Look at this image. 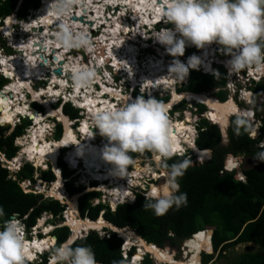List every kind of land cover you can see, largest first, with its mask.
I'll list each match as a JSON object with an SVG mask.
<instances>
[{"label":"trees","instance_id":"16d2710c","mask_svg":"<svg viewBox=\"0 0 264 264\" xmlns=\"http://www.w3.org/2000/svg\"><path fill=\"white\" fill-rule=\"evenodd\" d=\"M17 3L18 0H0L1 24L2 19L14 13ZM28 7H30L29 1L23 0L17 12H20V16L25 15ZM194 53H196V50H194ZM220 55L222 57L228 56L222 51ZM227 79L226 67L221 64L217 65L216 71L211 74L202 73L200 69H192L189 73L188 83L181 87L178 92L202 93L215 91L216 97L224 102L228 99V92L224 89ZM7 82L9 80L1 75L0 89ZM255 89L258 92H264V80L257 83ZM165 101H167V98L164 99ZM184 104L185 101L178 107ZM33 105L35 108L42 109V106L36 102ZM197 106L200 112L206 113L201 117L196 146L201 150L209 149L212 152L211 158L202 164H190V161L184 156H172L166 159L163 165V169L167 171L168 166L178 161H189V167L179 179L180 192L187 194L186 206H181L179 210L173 207L165 215L156 216L152 210L143 208L144 203L147 202L145 200L146 196L138 193L134 202L118 204L113 211L105 203L94 204V200L99 198L101 193L91 190L78 199L82 217L97 220L103 215L107 221L121 228L135 229L147 242L160 248L167 242H170L172 246H179L186 239L193 238V234L203 233L205 244L204 241L199 239V248L202 249L201 255L204 251L212 252V244L214 251L219 248L227 250L236 243L249 241H255L261 247H264V163H259L256 167L243 169L242 172L246 180L237 178L239 169L225 170V161L229 168L236 161L233 156L228 157L226 160L228 153L253 158L257 153L264 151V146L260 147L258 145L260 138L253 139L249 135L251 124L244 116L239 115L231 116L227 129L228 144L224 145L221 129L211 119L209 108L206 110V106L200 103ZM0 107L1 114L3 110L2 101ZM64 110L72 117L78 118V109L72 107L70 103L64 105ZM245 112H247L246 109L244 114H246ZM8 122L10 121H1L4 125H9ZM30 124L29 119H23L9 134H7L8 128L0 125V155L3 153L10 160L16 156L20 148L15 145V140L25 134V128ZM261 133L264 135V124ZM55 135L59 138L62 135V125L60 123L56 126ZM129 156H141L150 160L151 151H131ZM59 166L62 168L65 188L70 195H76L86 190V183L73 176V172L68 170L62 159L59 160ZM36 171L32 164L25 163L17 173H12L7 167L3 166L0 160V208L4 212V216L0 217V223L17 214L29 230L37 223L38 218L43 213H51L53 216L52 222L55 225L64 221L63 214L67 209L65 203L54 197H44V194L41 193L24 191L22 182L26 180L36 183L37 179H41L48 186L56 180L51 168L40 170L37 179L34 177ZM161 172L156 173L154 176L156 180L167 176L166 172ZM154 186H157V184ZM211 227H214L212 240L210 234L203 231ZM105 231L109 233V237H102L98 231L91 230L86 236L77 239L71 247L81 245L91 247L95 253L97 264H123L122 238L110 229ZM71 233L70 228L66 225L56 226L52 231V235L57 237V245L53 251L61 247ZM169 249V247L164 248L167 252L172 253ZM134 252L135 247H132L129 256L133 255ZM221 255L223 254L221 253ZM213 256V254L204 253L203 262L205 264L209 263ZM133 264H135L134 261ZM144 264H155L149 254L145 256ZM233 264H264V256L260 252L247 251L240 254Z\"/></svg>","mask_w":264,"mask_h":264},{"label":"clouds","instance_id":"9594fccd","mask_svg":"<svg viewBox=\"0 0 264 264\" xmlns=\"http://www.w3.org/2000/svg\"><path fill=\"white\" fill-rule=\"evenodd\" d=\"M74 2L75 0H54V2L50 5V8L54 4L55 10L58 15L66 17L69 15ZM21 3H19V5ZM19 5L16 10L19 9ZM163 15L165 19H161L154 26L165 23V25L171 24L173 27L161 28L160 30L153 33V38L157 41V43L155 42L152 44V49H157L160 55L156 54V58L152 59H163L162 61L165 62V58L170 55L176 57L177 59L174 60L169 71L171 74H175L178 78L184 79L188 77L190 69H199L203 64L202 59L196 55H192L191 57H189L187 64L179 59V57L185 54V50L188 49L187 47L194 46L197 49H206L209 45L212 44L221 46L222 52L228 55L223 58H227L229 56L231 57V59L227 62V65L221 64L227 66L230 73L252 67H254L257 71L264 72V0H165V11ZM15 16H17V14ZM4 23L5 22L2 19V24L0 22V26L3 27L5 25ZM145 27L153 28L149 25H145L139 27L138 31L141 32V34H144L142 28ZM77 28L79 29V27ZM118 35L121 36V31H118ZM151 36L149 38H151ZM144 37L145 36L142 37L144 39L143 44L147 46V49H151V45L147 43L149 38L146 39V37ZM57 43L65 48H82L89 53L93 51L91 38L88 37L86 33H75L68 24H61V31L57 33ZM133 46L137 47L136 49L140 48L138 45ZM11 47L13 48L12 45ZM17 50L18 49H16V51ZM134 51L138 52L136 50ZM162 52H165L166 54L162 55ZM217 65L219 64H216L215 67ZM72 73L75 86L77 87H88L91 84L94 76V73L86 68L73 67ZM43 79L45 80V76H43ZM131 79L132 80L130 81V84L132 85V90L135 92H144L148 90L152 91V93L156 92L157 94H160L159 87L164 86L159 85L158 87L153 88L151 85L147 86L146 83L139 81L135 76H132ZM177 84L178 82L176 83V86ZM170 90L171 89L169 88V91ZM60 96V94L56 96V101L54 103H51V105L55 103L58 104ZM182 100L177 102L175 105H178ZM34 102L35 100H33V103ZM32 107L33 110L36 109L34 105H32ZM166 113V106L163 103L159 102L157 99H145L143 96H140L135 100H131V102L129 99V102L123 107H119L114 110L111 106H108L106 110H101L95 115V128L99 129V133L101 136H104L109 140V146H106L103 155L104 159L113 165L114 175L125 177L127 166L131 163V158L129 156V152L131 151H151L156 155L158 161L160 158H164L166 160L172 157L174 142L172 141L170 136V123ZM44 114L45 113H43V116ZM48 117L49 119L53 118V116ZM16 118L30 119V116L24 117L23 114H21ZM30 121L31 124L25 128V134L28 133V130L34 124L33 119H30ZM19 122L21 123V120ZM9 125L16 127V125L18 124H16L15 122ZM193 132L194 137L195 135H197L194 141L196 146V138L199 135V128L196 127V130H193ZM48 135L51 134L46 133L45 137L47 138ZM184 146L185 152L182 155L174 156H184L190 161L193 156L187 157V154L190 155L191 153H193L195 151V148H193L192 146L188 147L187 143H185ZM19 148L22 150L23 146H19ZM61 150L62 149H60L58 155L56 156L55 164H52L50 160H47L45 161V164H41L38 166L35 164V158H30L25 151V153L22 154L24 161V163H22V167L25 163H30L38 170L39 167L44 169L49 165V167L44 170H48L49 168H51L56 176V180L59 178V176H61L65 187V180L60 172L59 160L62 159V161L66 163L67 157L65 156L64 159V155L61 154ZM63 150H66V153L69 151V149L64 148ZM15 158L16 156L10 160L7 159V157L4 155V161L2 162L10 165L11 163H13ZM253 159L257 163H264V151L257 153L253 157ZM188 160L178 161L168 166L167 171L164 169L167 174V180L166 183L162 184L158 190L155 188L152 190L150 189L151 184H156L154 182V177H151L150 174L144 175V179H142L143 177L139 178L142 179L144 184V188L141 189L143 190V192H148L145 197V200L147 202L144 203L143 206L145 210L150 209L156 216H162L165 215L173 207L179 210L181 206H186L187 194L180 192L179 179L184 175L187 168L189 167ZM19 164L21 165V163ZM66 166L68 167L67 163ZM72 168L73 171L76 169L75 166H72ZM18 169L20 170L21 168L18 167ZM160 170H156V172L158 173L160 172ZM242 174L243 172L241 173L240 177H245V175ZM240 177L238 179H241ZM28 181L29 180H26L24 182L27 183ZM38 181L39 184L44 183L46 185V183L41 179H39ZM106 181L102 183H105ZM28 183L29 185L27 187L25 185H22L24 191L36 193L34 191L35 189H33L32 187L37 183H32L30 181ZM52 184L53 182L50 185ZM139 186L140 185H138L137 187ZM91 190L92 189H89V191ZM138 193H136L135 199ZM105 195H107L106 191ZM52 197L58 199L62 203H65L68 207L67 200H62L55 196ZM112 200L113 199L107 202H101L107 204L113 211L116 209V206L118 204L126 203H118L116 206H114L115 208L113 209V206L111 205ZM3 216V209L0 208V217ZM41 219L43 218H38L39 222ZM52 220L53 218L46 220L43 219L42 226L40 225L41 227H38L36 223L34 226L37 228V234L33 233L32 229L34 226H32L31 229L27 230V226L23 223L22 219H20L17 214H14L11 218L3 220V222L0 223V264H50L53 258V264H97L95 253L93 252L91 247L83 245L71 247V245L77 239L86 236L88 233L84 236H81V234L79 236H76L75 239L69 243L68 240H70L74 233L70 225L66 226L70 228L72 232L71 235L61 245V247H58L53 251V249L57 245V237L55 235H52V231L56 226H61L62 223L55 225L53 224ZM47 222L49 224H46ZM49 226H52V228L48 232H44L43 229L46 230V228ZM41 228L42 230L39 232L38 230ZM106 229L110 228L104 226L101 229L90 230L98 231V233H103V236H100L107 237V231H105ZM110 230L113 231V229ZM116 234H118L122 238V240H124L120 232ZM35 236L41 239L44 237H54V240L46 249H40L39 251H36L35 258L30 260V249L26 242L33 243L35 240ZM125 241L126 240L122 242V253L124 257L123 264H128L129 262H127L126 259H133L137 250L135 249L134 254L129 256V251L133 246L136 247V245L131 246V243L130 247L126 249V247L124 248V246H126ZM131 241H133V238L130 240V242ZM183 242L185 244L186 240ZM66 243L69 244H67V247H64L63 245ZM205 252L209 251H204V253ZM212 253L213 244L212 252H210L209 254ZM148 254L152 255L151 252H147V254L145 253L143 255V258L140 260V263L138 264H141V261H143L144 264V258ZM152 259L155 264L159 263L157 262L155 257L152 256ZM202 260L203 259L201 255L200 264H202Z\"/></svg>","mask_w":264,"mask_h":264},{"label":"bare ground","instance_id":"6f19581e","mask_svg":"<svg viewBox=\"0 0 264 264\" xmlns=\"http://www.w3.org/2000/svg\"><path fill=\"white\" fill-rule=\"evenodd\" d=\"M107 1L108 2L106 4L104 2H102V4L99 5L98 4L99 2H97V0H75L74 4L71 7L69 15L66 17H62V16L58 15V13L56 12L54 4L50 8V5L54 2V0H46V5H45L46 8L40 7L39 11L37 12L38 15L40 16L39 17L40 20L35 19V20H32L31 23L29 21H25V23L23 24V27H22L24 31L21 33L22 37L20 39L19 38L15 39V36L13 35L12 30H11V24H14L16 21L15 16H11L9 18L10 19L9 22H7V21H6L7 23L5 22L6 25L4 27H0V30L3 31L5 34H8V36H10L12 40H14V39L16 40L15 45H14L16 47V49H22V51H23L21 54L17 53V54L11 55L10 59L8 61L9 65L14 70L13 72H15V73H14V80L11 83H9V82L6 83V88H5V95L6 96H5V98L2 97V98H4V100L2 101L3 110L1 112L2 114H0V122L2 120H7V121L12 120L14 123V121H15L14 118H16L18 115L27 113V108H29L30 105L27 104V100H26L27 96L25 94V89L28 90V92L30 93V95L32 97H38L40 99V97H39L40 92L39 93L35 92L32 89L31 84L34 80H42L43 76L45 74L46 75H47V73L49 74V79H47L49 83L56 82L57 84L60 85V89H59V91H57L55 93V95L62 93L67 87L70 86V82L68 80H65L60 75L57 76V74L55 72H53V70L56 69L57 67L54 68L53 70H51V72H50V69H49L50 66L49 65H50V62L52 61V59L50 57H48V61L46 63H44L43 58L37 54L39 52H42L45 55H47V54L52 55L51 52L54 51V55L56 54V56H57V60H55L56 65H58L61 60H62L63 64L65 63L64 56H66V55H64V53H66L70 48H65L62 45H60L59 43H57V33L60 31L56 30L55 28L51 29L52 25H55V27H57L61 24H68L69 26H71L72 24H70V23H73L76 26V27L72 28L73 31H75V28H77V27H81L84 29L90 23L88 21H92L93 23H95V26H97L99 23L102 22L100 20H102V18L105 17V15H102V11H101L103 9V5H107L109 7L122 6L123 9H122V11L120 10V15H122L123 13L125 14L127 10H131L132 13L137 14V16H134V18L136 19L135 21H137V24H136L137 29H139V27L145 26V25H150L151 27H153V25H155V23L153 21H156V23H157L161 19H165L164 15H163L165 9L163 8V5H161L159 2H157V0H107ZM163 1L165 2V0H163ZM118 4H119V6H118ZM84 9H86V10H84ZM120 9H121V7H120ZM74 15H76L78 18L73 19L72 16H74ZM81 16H84V18H85L84 22L82 20H80ZM58 18H59V20H58ZM112 18L116 19L117 17H112ZM121 25H122L121 23H118V24L116 23V26H117L116 29H119V26H121ZM40 26L44 27V29L42 31L38 30V28ZM92 28H94V27H92ZM111 28H112L111 26L104 28V32L102 34V39H101V40H103L105 46L109 45L108 46V51H109L108 55L105 57L102 54L98 56L96 54V47L93 46V51L91 53H92V58H95V61H93L91 63V65L96 66V67L106 66L109 62L112 61L114 66L117 65L118 70H121V71H122L121 66L123 67V66L127 65L125 71H127L128 74H130V76L134 75L135 69H133L132 67L135 65L134 60L136 61V59H138V58L135 59V57H137L136 53L134 51L135 49L133 48V46L127 45V43H126V46L124 45L125 43L122 44L121 42H122V40H124V38H122L120 35H118V31L116 29L112 30ZM113 28H114V26H113ZM35 29H37V30L34 31ZM125 30H126V28H125ZM127 30H128V27H127ZM30 31H32V33H31L32 37L31 38L29 37V39H28V37H26L25 33H29ZM51 33L54 36H50ZM34 41H40V43L42 45L40 43H36V45H34ZM38 45L39 46L41 45L42 49L39 48ZM122 49H123V51H121ZM208 49H209V47H208ZM116 51H118L119 53L122 52L125 56H127L124 60H122V63H120L121 60L119 58V56L121 57V55L119 54V56H118V53ZM205 51H206V49H205ZM210 52L211 51L208 50V53H204L203 56L204 55L209 56ZM165 54H166L165 52L162 53V55H165ZM4 59H6V58H4ZM2 61H4V60H2ZM151 61H150V63H148L147 66H145V69L147 70L148 74L146 75L142 71L140 72L141 80H144L147 86L151 85L153 88H156L161 84L165 85V86L167 85L166 87H168V86L171 87L172 99H171L170 103L165 105L167 110L172 108V106L174 104H176L177 102H179L183 98L188 99V101H195L196 100V102H198V103H199V101L202 103L206 102L205 103L206 105L208 103L214 109V111H216L215 113H216L217 119H219L220 123L221 122L226 123L228 120L227 119L228 114L238 110V108H237L238 106L235 104V102L232 99L228 100L227 102H220L215 97H213L207 93L197 94V93H193V92H182V93L177 92L176 91V83L179 81L180 78H178L175 74L170 73L169 69L172 65L166 64L165 62H163L160 59H158V60L153 59ZM225 61H227V59H225ZM131 63L134 65H131ZM205 63H206V67L210 69L211 63H208V62H205ZM77 64L78 63H76V62L75 63L72 62L73 67H77V68L82 67V65L80 66V63L78 65ZM9 65H8V67H9ZM67 66H69V68L71 67L69 64L67 65L66 63L64 66H62V68H61V69H63L62 75L64 73H68L69 71H72V70L68 69ZM90 69H91V67H90ZM110 69H112V68H110ZM90 71H92L94 73L93 79L96 78L97 82L101 83L104 86L105 83H103V80H100V79H102V77L96 75L97 73L95 72V70L93 68ZM0 72H2V74L5 76L4 72H9V69L5 68V70L2 69V70H0ZM136 72L139 73V70L136 69ZM70 73L73 76V73L72 72H70ZM139 80H140V78H139ZM72 82H73V92H75V94H76L75 97L77 99L78 98L86 99L84 101H79L80 104L84 105L85 102H88L85 105V107L83 106L84 108L88 109L87 113H86L87 118L84 120L83 125L81 124V128H80V132H81V135L83 138L80 139L78 137V132L73 128L71 129L69 117L64 115V113L62 112V109H60L59 111H56V110H53L54 108L49 106V107H47L49 110L48 116H54V115L59 116L58 120L62 121L65 124V125H63V126H65V132H64V138H62L61 140L46 139V137H45L46 132H48L46 127L49 123L45 121L46 118L44 116L41 117L39 113H37V114L33 113V109L30 108L29 116L33 113L34 116L31 119H34L35 126L34 127L32 126L29 133L26 136H24L23 138H21L22 140L20 142L25 144L24 145L25 149L23 148V153H25V151H26L28 153L29 157L35 158L37 164H39V165L45 164V161H47V160H50L52 164H55L56 156L58 155L60 148L63 149L66 147L69 149V151L67 152L68 154L66 153L67 162L69 163V161H72V160L74 161V162H72L71 166L78 165L77 164L78 161L75 162V160L78 159V157L80 158V156H83V158H85L87 161L85 163L86 167L84 166L86 168L87 172L91 176L96 177L100 180H104L107 177L108 180H110V184L115 183V186H114L115 188L110 191L111 193L110 192L109 193H110V195H112L113 198L118 196L117 198H119V200L117 202H120V201L124 202V200H125L124 198L129 194L128 188H127L126 183L124 181V179L126 180V177L130 178L129 171L126 170L127 173H126L125 177H122L120 180L115 182L116 179H114L113 175L109 172V168H108L111 166V164L104 159V155H103L106 146H109V140H108V138L105 137L106 139L100 140V143H98L96 141L97 134L95 133V129H96L95 125H93V126L90 125V122L88 121V120L94 119L95 115L101 111V109H98L95 105H97V104L99 105L100 101H101L100 103H102V99L100 98V96H101V94H105L106 91L108 90V89H106L107 85L104 86L105 88L102 89V92H99V94H97V96H98L97 97V96L93 95L92 94L93 92H90V90H88V92H87V93H89L88 95L83 94L82 91H80V89L83 88L85 90V87H77V86H75L74 80H72ZM93 84H94V82L93 83L91 82L89 87L90 86L93 87ZM52 87H53L52 84H49L48 88L50 90L52 89ZM49 89H48V91H49ZM9 91H10V93H9ZM108 92H112L111 88H109ZM117 92H120V91L117 90ZM242 95L245 96L247 99H250L251 97H253V95L246 93V92H242ZM121 96H123V92H121ZM71 97L74 98L73 96H71ZM99 98H100V100H99ZM125 99H128V96L127 97L125 96ZM79 100H81V99H79ZM72 101H73V99H72ZM103 103H107V100H104ZM0 104H1V100H0ZM0 110H1V107H0ZM210 110H212V109L210 108ZM237 113L235 112V114H237ZM246 114L249 115L250 113L247 112ZM212 120H213V122H215L214 117L212 118ZM215 123L219 124L218 122H215ZM37 125H38V128L36 127ZM170 125H171V123H170ZM193 130L194 129L192 128V125L191 126L188 125L187 127H186V125H185V127L184 126L183 127H179V126L176 127L175 126V129H173L170 132L171 139L174 142L173 152H176L181 147H183L182 143L180 142V141H183L187 144L189 143L190 146L195 148L194 150L196 151V155L199 157L200 160H204L207 158L210 151L207 149L201 150L195 146V143L193 141L194 140L193 139L194 138ZM224 131H225V129H224ZM101 143L104 144V146L101 145ZM70 145L72 147H70ZM71 149H72V151L70 152ZM236 160H237V162H239V159H236ZM237 162H235V163H237ZM226 166H227V164H226ZM236 166H237V164H235V168L233 166V169H237L238 167L236 168ZM148 167L150 168V165H147L146 168H148ZM227 168L230 170H233L229 167H227ZM139 172H140V170H137L136 172H134V174H132V178L137 177L136 175H138ZM139 178H136V179H138L137 181H139ZM101 187L103 189H105V191H107V189H108V186L106 184H103ZM154 188L158 190L159 186L152 187V189H154ZM48 192H49V195H53V196L58 197L62 200H67V202H68L69 208L67 211L68 217H67L66 222L72 226L73 232H74L73 236L70 238L69 242H72L76 236L83 234L84 231H88L89 229H101L102 227L109 225L107 223V221L102 216H101V218L94 220V221L88 220V219L86 221L85 220L83 221L82 218H79L76 215V213L78 212V204H77V199H76L77 195H75L73 197L68 196V194L65 190V187H64L63 179L61 176H59V178L57 179V182L53 183L50 186V189ZM42 222H43V220H40V225H42ZM203 231H205L206 233H209V232H207V230H203ZM119 232L121 233L123 238L128 242V244H129L130 240L133 238L132 244L136 243V245L139 249V253L138 254L135 253V255L138 259L143 258L142 255H143V251L145 250V251L152 252L154 254L155 259L159 263L172 262L171 264H200V262H201V250L202 249L200 250V248H199V239L205 242V237H204L203 233H197L196 235L194 234L193 238L188 239V240L186 239V242H185L184 247H183V251H185V252H183L185 258L180 259V260H176L174 257V254L169 253L166 250H164V249H162L156 245H153L152 243L146 242L142 237H138L137 233L135 231H132L129 229H125V230L123 229ZM210 236H211V234H210ZM53 240H54V237H50L49 239H47L46 237H44L42 239L36 237V241H34L33 243L25 241L26 244L28 245L29 249H30V258L29 259L30 260L34 259V256L36 255L35 254L36 251H39L41 248L46 249L47 248L46 245H48L49 242H52ZM209 240H210V237H209ZM63 246L67 247V243L64 244ZM202 248H203V246H202ZM164 251L167 253H165ZM140 260L138 261L139 263H140ZM133 261H132V263H128V264H133ZM53 263H54V261H53Z\"/></svg>","mask_w":264,"mask_h":264},{"label":"rangeland","instance_id":"374dc122","mask_svg":"<svg viewBox=\"0 0 264 264\" xmlns=\"http://www.w3.org/2000/svg\"><path fill=\"white\" fill-rule=\"evenodd\" d=\"M21 1L22 0H18V3H17V7H18V5H19V3H21ZM29 1V3H30V7H28V9H27V11L25 12V15H21L20 16V12L18 13L17 11L18 10H16L17 9V7H16V9H15V11H14V13H12L10 16H15L16 14H17V16H15V18H16V21H15V23L14 24H11V30H12V33H13V35L15 36V39L16 38H21L22 36H21V33L24 31L23 30V24L25 23V21H29L30 23H31V21L32 20H35V19H38V20H40V16L38 15V11H39V8L40 7H44V8H46L45 7V5H46V0H28ZM97 2H98V0H97ZM102 2H104L105 4L108 2L107 0H102ZM102 2L101 3H98L99 5H101L102 4ZM110 2V1H109ZM122 5V4H121ZM19 7H21V4L19 5ZM106 7H107V5H103V9L101 10L102 11V15H105L103 12H105V9H106ZM121 7V11H122V6H120ZM77 8V7H76ZM110 8H112V7H110ZM78 9V8H77ZM129 9V8H128ZM127 11H131V10H127ZM101 13V12H100ZM128 13V12H127ZM124 14V13H123ZM100 15V14H99ZM120 15V13L118 14V16ZM9 16V17H10ZM110 16V19L112 18L111 16L112 15H109ZM134 16H137V14H135V13H132V19L135 21L136 19L134 18ZM120 18H123V16L122 17H120ZM103 19H104V21L105 22H108V20H109V18H107V17H103ZM106 19H108V20H106ZM117 19V20H116ZM116 19H114L115 21H116V23L118 24V23H121L122 25H124L121 21L119 22V19L118 18H116ZM10 20V19H9ZM9 20L7 21V22H9ZM58 20H59V18H58ZM133 21V22H134ZM155 24H156V21H153ZM41 24V23H40ZM70 24H72L70 27H71V29L72 28H74V27H76L73 23H70ZM137 24V21H135V25ZM145 24V23H144ZM5 25H6V23H5ZM4 25V26H5ZM143 25V24H142ZM3 26V27H4ZM150 26V25H149ZM162 26H164L163 28H167V25H165V23L164 24H162ZM112 28V30H114V29H116L117 28V26L116 27H114L113 28V26H111ZM121 26H119V29H121L120 28ZM124 27L126 28V31H127V27H128V25L125 23V25H124ZM54 28H56L55 27V25H52L51 26V29H54ZM58 30V29H57ZM61 30V29H60ZM73 30V29H72ZM117 31H119L118 29H116ZM133 30H134V32H136L138 29L136 28V26L133 28ZM3 31H1L0 30V48H2V49H4V52L6 53V54H9L10 56L11 55H13V54H17V52L18 51H16V49H15V42H16V40L14 39V40H12L11 39V37L10 36H8V34H5L4 32L2 33ZM77 32V34L78 33H84V31L83 30H77L76 31ZM31 33H32V31H30L29 33H25L26 34V37H28V35H31ZM109 33V32H108ZM24 35V34H23ZM6 37H8V39H6ZM115 37V36H114ZM122 37V36H121ZM152 37H153V34H152ZM31 38V37H30ZM29 39V38H28ZM101 39H102V35H101ZM117 39V38H116ZM115 39V40H116ZM118 40V39H117ZM116 40V41H117ZM122 43V42H121ZM125 43V42H124ZM124 43H122V44H124ZM157 43V42H156ZM159 43V42H158ZM11 45L13 46V48L11 47ZM109 46V45H108ZM108 46H106L107 47V49H108ZM126 46V45H125ZM96 47V46H95ZM193 47L194 46H192V47H187L188 48V50L187 51H185L186 52V55H187V58H184L182 61H186L187 62V60L189 59V57H191L192 55H193V53H194V51L193 50H191V49H193ZM208 47H209V49H208ZM207 48H206V53H208V50H210L211 51V49H210V45L208 46ZM97 48V47H96ZM115 48V47H114ZM195 50H197V52L194 54V55H196V56H198V57H202L201 55H200V53H199V49H197L196 47H195ZM69 51V50H68ZM121 51H123V49L121 50ZM157 53H158V50L156 49L155 50ZM117 53H118V56H119V54L121 55V57L119 56V58H120V63H122V60H124L127 56H125L122 52H118V51H116ZM211 52H213V51H211ZM52 53V55H49V54H47V55H45L47 58L48 57H50L51 59H52V56L54 55V51H52L51 52ZM122 53V54H121ZM162 53H164V52H162ZM161 53V54H162ZM72 54H73V56L75 57H73V56H68L69 57V59L68 60H66L65 59V56H64V61H65V63L68 65H70L71 67L69 68V66H67V68L68 69H70V70H72L71 68L73 67L72 66V62L73 63H80V66L82 65V67L81 68H86V69H89L90 70V67H86L85 65H83L81 62H80V59H86V55H84L83 54V52L81 51V50H79V49H76V50H74V51H72ZM80 54H81V56H80ZM169 54V53H168ZM204 53L202 52V55H203ZM56 55V54H55ZM64 55H66V53H64ZM127 55V54H126ZM160 55V54H159ZM5 55H3V57H1V61H0V63H1V65H0V70H5V68L6 69H9V72H4V74H5V76L6 77H8V78H10V80H9V83H11L13 80H14V73L15 72H13L14 70L12 69V67L9 65V63H8V61H9V59H10V57H8V56H5ZM149 57V56H148ZM147 57V58H148ZM151 57H153V58H155L153 55L151 56ZM168 57H171V58H174V59H177L176 57H173V56H168ZM168 57H166L165 58V63L167 64H170V65H172L173 64V62H174V59H172L171 61H169V59H168ZM230 57V56H229ZM229 57H227L226 59H227V61H229L230 59H231V57L229 58ZM4 58H6V59H4ZM80 58V59H79ZM88 58V57H87ZM181 58H182V56L181 57H179V59L181 60ZM2 60H4V61H2ZM77 60V61H76ZM154 60H158V59H154ZM163 60V59H162ZM93 61H95V58H92L91 59V63L93 62ZM148 61L149 60H147L146 62H145V64L143 65L144 67H142V72L143 73H145L146 75L148 74V72H147V70L145 69V66H147L148 65ZM227 61H225V60H223V62L227 65ZM152 62V61H151ZM147 63V64H146ZM150 63V62H149ZM77 64V65H78ZM134 64H135V62H134ZM8 65H9V67H8ZM60 64H58V65H49L51 68H56L57 66H59ZM65 64H63V66H64ZM131 65H132V63H131ZM124 69H126V66H124ZM145 69V70H144ZM255 69V68H254ZM190 70H192V69H190ZM256 70V69H255ZM70 72H72V71H69L68 73H70ZM141 72V71H140ZM63 73V72H62ZM68 73H64L63 75H62V77L63 78H66L67 76H68ZM97 75V74H96ZM95 75V76H96ZM1 76V75H0ZM3 76V75H2ZM5 76H3V77H5ZM57 76H59V75H57ZM5 77V78H6ZM8 78H6V79H8ZM13 78V79H12ZM140 78V81L141 82H143V83H145V81L144 80H141V77L140 76H138L137 77V79H139ZM67 79H68V77H67ZM186 79H187V77L186 78H184V79H179V81H178V85L176 86V88H177V92L179 91V89L181 88V87H183L184 86V84H185V81H186ZM94 80H96L97 81V79L95 78ZM100 80H103V79H100ZM93 83V82H92ZM95 83V82H94ZM103 83H105V81L103 80ZM126 83L127 82H125V85H126ZM49 84H52V89L50 90L48 87H49ZM101 84V83H100ZM56 85H58L56 82H51V83H49L48 81H47V79L46 80H44V79H42V80H34L33 82H32V84H31V86H32V89L35 91V92H37V93H39L40 92V99L38 98V97H32L31 95H29L30 93L28 92V90L27 89H25V92L27 91L29 94H28V97H29V102H33V100H35V102L37 103V101H38V104H40L41 106H42V109H38V108H36L35 110H38V112H39V114L40 113H45V112H48V113H46L47 115H46V119H45V121L46 122H48V123H52V124H55V125H57V124H61L62 125V121H60V120H58L59 119V116L57 117V115H54L53 116V118H50L49 119V117H48V114H49V110H48V108L47 107H52V108H54V110L56 109V111H59L60 109H57L58 108V104L57 103H55V104H53V105H51V103H54L55 101H56V96H58L59 94H57V95H55V93L57 92V91H59V89H60V87H56ZM102 85V84H101ZM106 84H104V86H105ZM162 85V84H161ZM103 85H102V89L103 88H105ZM167 86V85H166ZM165 85L164 86H160L159 87V92H160V94H156V95H153V96H151V98H155V99H157L159 102H162V101H164V99L165 98H167V100L169 99V101L167 102V103H163L164 105H166V104H168V103H170V101H171V99H172V91H171V93H170V91H169V88L171 89V87L170 86H168V87H166ZM91 87V86H90ZM89 86L88 87H86L85 88V90L83 89V88H81L80 89V91H82V93L83 94H86V95H88L89 93H87L88 92V90H90V92H94V84H93V87H91L90 88ZM166 87V88H165ZM109 88H111V90H112V92H108V90H109ZM48 89H49V91H48ZM106 89H108L107 91H106V93L105 94H101V96H100V98L102 99V103H100L99 102V107H101V108H103V110H106L107 108L106 107H108V106H111L114 110L115 109H117L116 108V103H114V102H111V101H114V100H112V99H120V103L122 104H127L128 102L127 101H125L123 98H122V96H121V92H117V90L116 89H113L112 87H109L108 85H107V88ZM251 89L252 90H254L255 92H257V94H258V91L255 89V88H252L251 87ZM66 92H67V94H66V92H64L65 93V99H67L66 100V102L64 103V104H67V103H70L71 104V106L72 107H74V108H76L77 109V106H79V107H85V105L88 103V102H85L84 103V105H82V104H80V102L79 101H84V100H86V99H82V98H76L75 97V92H73V93H71L70 95H69V87H67L66 89ZM46 92V93H45ZM99 92H102V90L101 91H99ZM98 92V93H99ZM108 92V93H107ZM9 93H10V91H9ZM26 94V93H25ZM93 94V93H92ZM108 94V96L106 97V95ZM207 94H209V95H211V96H213V97H215L216 98V95H215V92L214 91H209V92H207ZM94 95V94H93ZM163 95V96H162ZM71 96H73L74 98H72ZM95 96H97V95H95ZM238 96V95H237ZM237 96H233V95H231V96H229L228 95V99L226 100V101H224V102H227L228 100H233L234 102H235V104L238 106L237 108H238V110L237 111H234V112H231L230 114H228V120H227V122L226 123H223V122H219V119H217V115H216V111H214V109L207 103V106L208 107H206V110L210 107L212 110H210V108H209V110H210V113H211V115H210V117H211V119L214 117L215 118V122H218L219 124H218V126L220 127V129H221V133H222V143L224 144V145H227L228 144V131H227V129H228V121L230 122V119L229 118H231V116H233V114L234 115H239V116H242V114H244V111H245V108L247 107L246 105H244L243 103H241V102H237V100H236V98L235 97H237ZM98 97V96H97ZM231 97V98H230ZM245 98V99H247L245 96H243L242 94H241V99L243 100V98ZM254 97V96H253ZM76 98V99H75ZM100 98H99V100H100ZM71 99H73V101L71 100ZM79 99H81V100H79ZM184 99H186V98H183V100L178 104V105H180L183 101H185V104L183 105V106H179L178 107V105H173L172 106V110H171V115H170V117L168 118L169 119V123H171V125H170V132L173 130V129H175V126L177 127V126H179V127H185V125H186V127L188 126V125H193V124H195V120H199L201 117V113H203V112H200L199 111V107L197 106V104H196V100L195 101H188V99H186V100H184ZM4 100V98H2L1 97V101H3ZM37 100V101H36ZM104 100H107V103H103L104 102ZM220 102H222V101H220ZM238 104H237V103ZM76 103V104H75ZM119 103V102H118ZM120 103H119V105H120ZM199 103H202V102H200L199 101ZM206 103V102H205ZM255 103H257V104H254V101H253V105H251L252 107H254L255 106V109L257 110V112H259V114L261 115V116H263V118H264V104H262V105H258V102H255ZM45 106H44V105ZM48 104V105H47ZM47 105V106H46ZM77 105V106H76ZM105 105V106H104ZM124 105V106H125ZM122 106V105H121ZM242 106V107H241ZM250 106V107H251ZM83 107V108H84ZM175 107H178V108H175ZM195 107L197 108V109H195ZM244 107V108H243ZM249 107V108H250ZM85 109V113H83V112H80L79 111V113H78V117L79 118H74V117H72L71 116V114H68V113H66L65 112V110H64V113H65V115H67V117H69V120H70V127H71V129L73 128V129H75L77 132H78V137L80 138V139H82L83 137H82V135L80 134L81 132H80V128H81V124L83 125V122H84V120L87 118V110L88 109H86V108H84ZM197 110V111H196ZM168 112H169V110H167ZM167 112V113H168ZM235 112L237 113V114H235ZM248 112V111H247ZM247 112H245V113H247ZM2 114V113H1ZM26 115V114H25ZM200 115V116H199ZM40 116L41 117H43V115H41L40 114ZM216 116V117H215ZM83 117V118H82ZM82 118V119H81ZM15 119V118H14ZM18 118H16L15 119V121H14V123L16 122V124H19L20 122L17 120ZM23 119H25V118H21L20 120L22 121ZM26 119H28V118H26ZM76 119V120H75ZM178 119V120H177ZM180 119H182V120H180ZM30 120V119H29ZM202 120V118L200 119V121ZM33 121H34V119H33ZM89 122H90V125H95L94 124V119H92V120H88ZM44 122V121H43ZM54 122H56V123H54ZM3 123H7V122H3ZM8 123H10V124H13V121L12 120H10V122H8ZM73 123H74V125L75 126H73ZM0 125H2L3 126V124L0 122ZM63 125H65L64 123H63ZM78 125H79V128H78ZM35 126V121H34V124H33V127ZM226 126V127H225ZM5 127H7L8 129H7V134H9V133H11V132H13V130H14V128H15V126H10V125H5ZM37 128H38V125L36 126ZM32 128V127H31ZM31 128H30V130H31ZM224 129H225V131H224ZM79 130V131H78ZM63 132H65V126H63L62 127V137L59 139V140H61L62 138H64V133ZM29 133V132H28ZM28 133H26V134H22L20 137H18L17 138V140H15V145H18V146H23V148L25 149V147H24V145L25 144H23V143H21L20 141L22 140L21 138H23L24 136H26ZM194 133V132H193ZM101 135L99 134L98 136H97V138H96V141L97 142H99L100 140H102L101 139ZM58 139L59 138V136H56L55 135V133H53L52 135H48L47 136V138L46 139ZM261 137H260V141H261ZM260 141L258 142V145H260ZM100 143V142H99ZM101 145H103L104 146V144H102L101 143ZM188 145V147H190V144L188 143L187 144ZM70 147H72L71 145H70ZM64 149H68V148H64ZM207 150H209V149H207ZM25 151V150H24ZM65 151V152H64ZM72 151V149L70 150V152ZM210 151V150H209ZM152 153V152H151ZM196 153V151H194L193 153H191L190 155H188L187 154V157H189V156H193V158H191L190 159V163L191 164H202L203 162H205V161H207V160H209L210 158H211V155H212V152L210 151V153H209V155L207 156V158L206 159H204V160H200L199 159V157L195 154ZM22 154H23V149L21 150V149H19V151L17 152V154H16V158L14 159V161H13V163H11L10 165H7L5 162H2V161H4V154L3 153H1V155H0V160H1V162L3 163V166L4 167H7L8 168V166H9V171H11L12 173H17L18 171H19V169H18V167L19 168H22V163H24V161H23V157H22ZM61 154L62 155H64V159H65V156H66V150H61ZM68 154V153H67ZM27 155H28V153H27ZM31 158V157H30ZM131 158V160L133 161L131 164H129V166H128V169H133V168H136V170L134 171V172H136L137 170H140V173L144 170V172H146V173H141L140 175L143 177L142 179H144V175H149L150 174V176L151 177H153V176H155L156 174H152V172H154V169L155 170H160V172L161 171H163V173H165V170L163 169V165H164V163L166 162V160L165 159H163V158H160L159 159V161H158V159H157V157H156V155L154 154V153H152V158H151V160H149V159H144V158H142V157H139V156H136V157H130ZM138 158H140V159H138ZM227 158L228 157H226V160H227ZM235 158H238L239 159V162H237L236 164H237V166H236V168L237 169H239L240 170V172L242 173V171H243V169H247V168H251V167H256V166H258L259 165V163H257L252 157H247V156H245V155H238V156H235ZM17 159V160H16ZM72 159V158H71ZM36 161V160H35ZM78 161V162H77ZM144 161H149V162H151V166H152V168L150 167H148V168H146L147 166H144ZM153 161V162H152ZM237 161V160H236ZM235 161V162H236ZM72 162H74L73 160L72 161H69V163L68 162H66L67 163V165H68V170H70L71 172H73L74 174H75V171H73V168H72V166H71V164H72ZM75 162H77V164L78 165H73V166H75V168L77 169V168H79L77 171H80V173H79V175L78 176H76L77 177V179L78 180H80L81 182H84V183H86V187H87V189H92V190H95V191H99L100 193H101V196L99 197V199L100 200H98V202H96L97 201V199L95 200V203L94 204H98V203H100L101 201H105V202H107V201H110L111 199H114L113 197H112V195H110V191L112 190V189H114V184H110V180H108V178L106 177V179H104V180H100V179H98V178H96V177H93V176H91L88 172H87V170H86V159L85 158H83V156H80V158L78 157V159H76L75 160ZM235 162H234V168H235ZM19 163H21V165L19 164ZM35 164L38 166L39 164H37V162H35ZM140 164L141 165H143L144 167L142 168V170H141V166H140ZM85 166V167H84ZM233 166L231 167V169H233ZM45 167V166H44ZM49 167V165L46 167V168H48ZM46 168H44V169H46ZM109 168V172L113 175V177H114V179H116L115 180V182H117L118 180H120L122 177H120V176H117V175H114L113 174V165L111 164V166L110 167H108ZM36 169V168H35ZM44 169H42V168H38V170L35 172V175H34V177H35V179H37V178H39V171L40 170H44ZM150 169V170H149ZM149 170V171H148ZM60 172H61V174H62V168L60 167ZM82 172V173H81ZM134 172H131V171H129V175H130V178L129 177H126V180L124 179V181H125V183H126V186L127 187H132V186H135V185H137V184H141L142 185V183L140 182V181H137L138 179H136V178H139V174L138 175H136L137 177H133L132 178V174H134ZM88 173V174H87ZM126 173H127V171H126ZM162 173V172H161ZM74 174H72L73 176H74ZM126 175V174H125ZM241 175V174H240ZM96 178V179H95ZM142 179H140V180H142ZM39 179H37V181H36V183L37 184H35L32 188L33 189H35L34 191L36 192V193H44V197H52L51 195H49V189H50V186H48L47 184L45 185L44 183H42V184H39V181H38ZM65 180V179H64ZM106 180H108V181H106ZM166 180H167V176L165 177H161L160 179H157L156 180V184H157V186H161L162 184H164V183H166ZM104 181H106L105 183H102V182H104ZM29 182V181H28ZM26 183L25 184V182H23L22 183V185H29V183ZM55 182H57V180L56 181H54L53 183H55ZM163 182V183H162ZM162 183V184H161ZM103 184H106L107 186H108V189H107V195H105V189H103L101 186L103 185ZM155 184V185H156ZM161 184V185H160ZM89 185V186H88ZM109 185H110V187H109ZM151 186H153V185H151ZM151 186H150V189L152 190V188H151ZM137 187V186H136ZM140 187V186H139ZM37 188V189H36ZM132 188H135V187H132ZM141 188V187H140ZM30 191V190H29ZM110 192V193H109ZM131 196H133V197H135V195H132V194H128V196L127 197H131ZM132 197V198H133ZM125 199V198H124ZM126 201L125 202H130V203H132V202H134V200H135V198H134V200H132L131 198H127V199H125ZM120 202H122V201H120ZM67 208H69V206L67 207ZM67 210L68 209H66V211L64 212V214H63V216H64V222H62V225H69L66 221H67ZM76 215L79 217V218H82V220L84 221H86L87 219H85L84 217H82V215H81V213H80V210H79V204H78V212L76 213ZM25 218V217H24ZM40 218H43V219H51V218H53V216L51 215V213H43V215L40 217ZM84 218V219H83ZM86 218H88V217H86ZM101 218V217H100ZM43 219H41V220H43ZM99 219V218H98ZM88 220H90V219H88ZM94 221V220H93ZM43 223V222H42ZM46 224H49L48 222L46 223ZM37 225H38V227H39V225H40V222H39V220H38V222H37ZM42 226V225H41ZM40 226V227H41ZM71 226V225H70ZM108 226V225H107ZM72 227V226H71ZM52 228V226H49V227H47L46 228V230L45 229H43L44 230V232H47V231H49L50 229ZM73 229V228H72ZM132 231H135V232H137L135 229H132V228H130ZM129 229V230H130ZM42 230V228L41 229H39L38 231L40 232ZM125 230V229H124ZM89 231H91L90 229L88 230V231H84V233L83 234H81V236H84L85 234H87ZM103 231V230H102ZM100 235H102L103 236V233H99ZM109 235V234H108ZM107 236V235H106ZM110 236V235H109ZM109 236H107V237H109ZM137 236L139 237L140 235L137 233ZM39 238V237H38ZM47 238V237H46ZM50 238V237H49ZM49 238H47V239H49ZM41 239V238H40ZM124 239V238H123ZM125 240V239H124ZM123 240V241H124ZM34 241H36V236H35V240ZM132 243V241L131 242H129V244H131ZM51 244V242H49V244L48 245H46V247H48L49 245ZM128 244V242L127 241H125V245L126 246H124V248L126 247V249L127 248H129L130 247V245ZM183 244H184V242L181 244V245H177L176 247L175 246H172V244L170 243V242H167L163 247H161V248H165V247H169L170 249V251H172L173 252V254H174V257H175V259L176 260H180V259H183V258H185L184 257V253L183 252H185V251H183ZM204 244H205V242H204ZM204 244L202 245V246H204ZM132 245H136V243H134V244H131V246ZM134 247V246H133ZM135 249L137 250V252H136V254H138L139 253V249H138V247H137V245H136V247H135ZM173 249V250H172ZM41 250H44V248H41ZM239 250V249H238ZM231 252L233 251L232 249L230 250ZM229 251V252H230ZM147 252H150V251H143V255L146 253L147 254ZM229 252H228V254L225 256V257H223V258H221L220 259V261H219V263L218 264H231L232 263V261H233V257L229 254ZM152 253V252H151ZM205 253H210V252H205ZM36 254V253H35ZM214 256L217 254V253H212ZM142 255V256H143ZM151 255V254H150ZM203 255H204V252H203V254H202V258H203ZM36 256V255H35ZM35 256H34V258H35ZM152 256L154 257V254L152 253V255L150 256L151 258H152ZM215 258V257H214ZM140 259H142V258H140ZM140 259H138L137 257H136V255L133 257V260H134V262H135V264H138L139 262V260ZM174 259V260H175ZM53 261H54V258H53V260L51 261V263L50 264H53ZM214 261V260H213ZM213 261H211V262H213ZM158 262V261H157ZM202 262H203V260H202ZM210 262V263H211ZM215 262H217L216 260H215ZM164 263H166V262H164ZM167 263H169V264H171L172 262H167ZM209 263V264H210ZM203 264H205L204 262H203ZM214 264H216V263H214Z\"/></svg>","mask_w":264,"mask_h":264},{"label":"flooded vegetation","instance_id":"af4514ba","mask_svg":"<svg viewBox=\"0 0 264 264\" xmlns=\"http://www.w3.org/2000/svg\"><path fill=\"white\" fill-rule=\"evenodd\" d=\"M98 2L99 3H101L102 2V0L100 1V0H98ZM119 6V5H118ZM115 9V10H114ZM115 12V13H114ZM128 12V13H127ZM118 13H120V6L119 7H112V8H110L109 6H107L106 7V9H105V12H104V14H105V17H107V18H109V20L108 19H106V20H108V22H105L104 21V19L102 18V20H100V21H102L101 23H99L97 26H95V23H93L92 21H88V22H90L89 24H88V26L87 27H85L84 29L83 28H81V27H79V29L78 28H75V33H76V31L77 30H83L84 31V33H86L87 34V36L88 37H90L91 38V41H92V45L93 46H96L97 48H96V54L99 56V55H104V57L105 56H107L108 55V49L106 48V46H105V44H104V42H103V40H101V35L103 34V32H104V28L105 27H110V26H116V21L112 18V19H110V16L109 15H112V17H117L118 19H119V21H121L123 24H125L126 22H127V24H128V30L126 31L125 30V28H124V25H121V29H118L119 31H121V36H122V38H124V40H122V43H124L125 42V44L124 45H126V43H127V45H131V46H133V45H138L140 48H138V49H136L137 47H135V46H133V48L136 50V51H138V52H135L136 53V56L137 57H135V59L136 58H138V59H136V61L134 60V62H136L135 63V65L134 64H132V65H134L132 68L133 69H135L134 71H135V73H134V75H131L130 76V74H128V72L127 71H125V69L121 66V68H122V71L121 70H118V68H117V65L116 66H114V64L112 63V61L111 62H109L106 66H99V67H96V66H92L91 65V58H92V53H89V52H86L84 49H82V48H70L69 49V51H67L66 52V56H65V59L66 60H68L69 59V57L68 56H73V54H72V51H74V50H76V49H79V50H81L82 52H83V54L84 55H86V59H80V62L83 64V65H85L86 67H91V69L93 68L94 70H95V72L97 73V75L98 76H100V77H102V79L103 80H105L106 82H105V84L106 85H108L109 87H112L113 89H118L120 92H123V96H122V98L125 100V101H127V102H129V99H130V102H131V100H135L136 98H138V97H140V96H143L145 99H147V98H151V96H153V95H156L157 93L155 92V93H152V91H148V90H146V91H144V92H135V91H133L132 90V85L130 84V81L132 80L131 79V77L132 76H135L136 78L138 77V76H140L141 77V75H140V71H142L141 69H142V67H144L143 65L145 64V62L147 61V60H149L148 61V63L151 61V60H153L152 58L153 57H151L152 55L156 58V54L158 55L159 54V52L157 53L154 49H152V44L153 43H155L156 42V40H154V38L151 36L153 33H155V31H158V30H160L161 28H163L164 26H162V23L161 24H158V25H156V26H154L153 25V28H147V27H145V28H142V31L144 32V34H141V32H139L138 30L136 31V32H134V30H133V28L136 26L135 25V22H133L134 20L132 19V12L131 11H126V13L125 14H122V15H119L118 16ZM114 15V16H113ZM123 16V18H120V17H122ZM112 20V21H111ZM117 20V19H116ZM84 22V21H83ZM100 25V26H99ZM107 25V26H106ZM60 26V27H59ZM59 26H57L55 29L57 30H59V31H61L60 29H61V25H59ZM92 27H94V28H92ZM97 27V28H96ZM173 26L171 25V24H167V28H172ZM96 28V29H95ZM90 32H89V31ZM131 30V31H130ZM88 32V33H87ZM90 33V34H89ZM143 36H145L146 37V39H148L150 36H151V38H149L148 39V41H147V43H149V45H151V49H147L146 47V45H144L143 43V41H144V39L142 38ZM135 37V38H134ZM137 37V38H136ZM144 37V38H145ZM137 43V44H136ZM141 43V44H140ZM62 50V49H61ZM188 49H186L185 51H187ZM191 50H195V47H193V49H191ZM196 52H197V50H196ZM107 53V54H106ZM199 53H200V55H202V50L201 49H199ZM195 54V53H194ZM193 54V55H194ZM80 56H81V54H80ZM149 56V57H148ZM74 57V56H73ZM88 57V58H87ZM148 57V58H147ZM75 58V57H74ZM184 58H187V55H186V52H185V54L182 56V58H181V61L184 59ZM64 59V60H65ZM168 59L171 61L172 59H174V58H171V57H168ZM175 60V59H174ZM188 61V60H187ZM54 62V63H53ZM182 62H186V61H182ZM59 64H60V62H59ZM65 64V63H64ZM50 65H56V62H55V60L52 58V63L50 62ZM62 66H63V63H61L59 66H57V67H61L62 68ZM127 66V65H126ZM129 66V65H128ZM119 67V66H118ZM226 67V70L228 69V67L227 66H225ZM96 68V69H95ZM110 68H112V69H110ZM50 69V72H51V70H53L54 68H49ZM90 69V70H91ZM105 69V70H104ZM109 69V70H108ZM136 69L137 70H139V73L138 72H136ZM55 70V69H54ZM54 70H53V72H54ZM195 70V69H194ZM62 71H63V69H62ZM104 71V72H103ZM106 71V72H105ZM124 71V72H123ZM228 73V72H227ZM57 75H60V76H62V72L61 73H56ZM139 74V75H138ZM105 75V76H104ZM45 76V80L46 79H49V74L47 73V75L45 74L44 75ZM130 76V77H129ZM67 77H68V79H67ZM66 78H64L65 80H68L69 82H70V86H69V95L71 94V93H73L72 91H73V82H72V80H73V76L71 75V73H68V76H67ZM188 78H189V75H188V77H187V79H186V81H185V84H187L188 83ZM113 80V81H112ZM139 80V79H138ZM264 79H262L261 81H263ZM48 81V80H47ZM108 81V82H107ZM111 81V82H110ZM140 81V80H139ZM260 81V82H261ZM92 82H95L94 83V92H93V94L94 95H97V94H99L98 92L99 91H101L102 90V85L99 83V82H97L96 80H94V79H92ZM125 82H127L126 83V85H125ZM184 84V85H185ZM56 87H60V85L58 84V85H56ZM176 90H177V88H176ZM64 92H66V90H64L62 93H59L61 96H60V98H59V101H58V108L57 109H62V112L64 113V103L66 102V100L67 99H65L66 97H64V95H65V93ZM215 92V91H214ZM170 93H171V90H170ZM202 93H205V92H202ZM259 93H264V92H258V94ZM66 94H67V92H66ZM197 94H199V93H197ZM108 96V94L106 95V97ZM125 96L127 97L128 96V99H125ZM163 96V95H162ZM236 98V100H237V102H239V96H237V97H235ZM216 99L217 100H219L217 97H216ZM72 100V99H71ZM112 100H114V101H111V102H114V103H116V108L118 107H123L125 104H121L120 103V99L118 100V99H112ZM169 100V99H168ZM167 100V101H168ZM184 100H186V99H184ZM167 101H165V102H167ZM120 103V105H119V103ZM164 101H162L161 103H165ZM256 102V100H254V104H257V103H255ZM241 103H243V102H241ZM196 104H198V102H196ZM200 104H203V105H205L206 107H208L205 103H200ZM244 105H246L247 107H250L251 105H247V104H245V103H243ZM122 105V106H121ZM252 105H253V103H252ZM98 109H101V110H103V108H101V107H99V105L97 104V105H95ZM175 106V105H174ZM242 107V106H241ZM244 108V107H243ZM77 109H78V111H80V112H83V113H85V109L83 108V107H79V106H77ZM254 109H255V106H254ZM54 110V109H53ZM56 110V109H55ZM171 110H172V108H170L169 109V114L171 115ZM256 110V109H255ZM257 111V110H256ZM79 113V112H78ZM64 115H65V113H64ZM68 115V114H67ZM67 115H65V116H67ZM58 117V116H57ZM79 118V117H78ZM83 118V117H82ZM81 118V119H82ZM93 118V117H92ZM76 120V119H75ZM180 120H182V119H180ZM200 122L201 121H199L198 123H197V125H196V127L197 128H199V125H200ZM73 126H75L74 125V123H73ZM78 128H79V125H78ZM95 133L97 134V136L100 134L99 133V129L98 128H96L95 129ZM81 134V133H80ZM104 136H102L101 137V139L102 140H104L105 139V137L103 138ZM61 138V137H60ZM59 138V139H60ZM97 138V137H96ZM58 139V140H59ZM96 142V141H95ZM100 142V141H99ZM98 142V143H99ZM60 149H62V148H60ZM132 152H135V151H132ZM139 157H141V156H139ZM151 158H152V153H151ZM79 168H77V169H75L74 171H75V174H74V176H78L79 175V173H80V171H77ZM82 173V172H81ZM153 187V186H152ZM49 198H51V197H49ZM212 229H213V231H214V227H211ZM233 250L232 252L230 251V250ZM239 249V250H238ZM230 251V252H229ZM247 251H254V252H260L261 254H262V256H264V247H261L258 243H256L255 241H249V242H243V243H236V244H234V245H232L231 247H229L227 250H221V248H219L218 250H216V251H214V248H213V253L215 252V253H217L215 256H213L212 257V259L209 261V263L211 262V261H213V262H211L210 264H214V263H216V264H218L219 263V261H220V259L221 258H223V257H225L227 254H228V252H229V254L234 258L233 259V261H232V263L231 264H233L234 263V260L240 255V254H242V253H245V252H247ZM221 253L223 254V255H221ZM215 257V258H214ZM215 260L217 261V262H215ZM200 262V261H199ZM201 263V262H200ZM209 263H207V264H209ZM202 264H203V262H202Z\"/></svg>","mask_w":264,"mask_h":264},{"label":"built area","instance_id":"2783aa9c","mask_svg":"<svg viewBox=\"0 0 264 264\" xmlns=\"http://www.w3.org/2000/svg\"><path fill=\"white\" fill-rule=\"evenodd\" d=\"M8 17L9 16H7L6 18H4L3 19V21L4 22H6L7 21V19H8ZM5 24V23H4ZM29 37H32V34L31 35H28V38ZM6 39H8V37H6ZM210 49H211V51H213V52H210V54H209V56H206V55H201L202 57H201V59H202V61H203V64L200 66V70H201V72L202 73H205V74H211V73H213V72H215L216 71V67H215V65L216 64H225L224 62H223V60L224 59H226V58H223V57H221L220 56V52L222 51L221 50V46H219V45H217V44H212V45H210ZM202 50V52L203 53H206V51H205V49H201ZM3 55H5V56H8V57H10V55L9 54H6L5 52H4V49H2V48H0V61H1V57L3 56ZM205 62H208V63H211V68L209 69V68H207L206 67V63ZM185 64H187V62H185ZM1 65V64H0ZM226 65V64H225ZM227 74H228V79H227V83H226V85H225V87H224V89L228 92V95L229 96H231V95H233V96H239V102H243V103H245V104H247V105H252V103H253V101L254 100H256V102H258V104H264V93H259V94H257V92H255L254 90H252L251 89V87L252 88H255L256 87V85H257V83L258 82H260L262 79H264V72H262V71H256L255 69H254V67H252V68H245V69H243V70H240V71H235V72H231L230 73V71H229V69H227ZM263 73V74H262ZM179 84V83H178ZM177 84V85H178ZM4 87L6 88V85H4ZM242 92H246V93H249V94H251V95H253L254 97H251L250 99H245V98H243V100H241V94H242ZM26 93V96H27V104H29L30 106H29V108H27V113H26V115L25 114H23V116L25 117H29V110H30V108H33L32 107V105H33V102L31 101V102H29L28 100H29V97H28V93H27V91L25 92ZM8 94V93H7ZM0 100H1V96H0ZM220 101V100H219ZM237 103V102H236ZM238 104V103H237ZM195 109H197L196 107H195ZM250 114L249 115H247V114H242L243 116H245L246 118H247V120H248V122L251 124V131H250V133H249V135L253 138V139H259L260 137L262 138L261 139V141H260V145L259 146H261V147H263L264 146V135H262V133H261V128H262V126H263V124H264V118H263V116H261L260 114H257V112H256V110L254 109V107H246L245 108ZM32 110V109H31ZM197 111V110H196ZM46 113H48V112H45V114H44V116L46 117ZM206 113V112H205ZM205 113H203L200 117H203L204 115H205ZM40 114H42V113H40ZM167 114V117L169 118L170 117V114H169V112L168 113H166ZM43 115V114H42ZM201 119V118H200ZM200 119L199 120H195V124H193L192 125V128L194 129V130H196V125H197V123L200 121ZM178 120V119H177ZM18 121H20V119H18ZM32 127V126H31ZM55 128H56V125L55 124H52V123H50V124H48L47 125V130H48V132H46V133H48V134H53L54 133V131H55ZM30 131V129L28 130V132ZM197 135H195V137H196ZM195 137L193 138L194 140L193 141H195ZM181 143H182V145H183V147H181L179 150H177L176 152H172V156H174V155H182L184 152H185V146H184V144H185V142H183V141H180ZM138 159H140V158H138ZM164 159V158H163ZM133 161L131 160V163H132ZM130 163V164H131ZM147 165H150V167L152 168V166H151V162H149V161H144V166H147ZM129 166V165H128ZM128 166H127V171H131V172H134L135 170H136V168H133V169H128ZM140 166H141V170H142V168L144 167L143 165H141L140 164ZM145 168V167H144ZM145 170V169H144ZM144 170L141 172V173H144ZM149 171V170H148ZM140 172L138 173L139 175L141 174ZM157 172H156V170L154 169V172H152V174H156ZM161 173V172H160ZM139 177H142L141 175L139 176ZM154 177V176H153ZM242 180H245V177L244 176H241L240 177ZM139 181L142 183V185L141 184H137V185H135V186H132V187H135V188H132L131 186L130 187H127L128 188V191H129V194H132V195H136V193H138V192H140V193H142L144 196H146L147 194H148V192H143V188H144V184H143V181L142 180H140L139 179ZM154 182H156V179L154 178ZM26 184V183H25ZM138 185H140V187L142 188H140V187H136V186H138ZM152 185V184H151ZM150 185V186H151ZM26 187H27V185H25ZM128 196V195H127ZM125 197V199H127V198H131L132 199V197L133 196H131V197ZM118 196H116L113 200H112V203H111V205L113 206L112 208L114 209L115 207L114 206H116L118 203H121V202H117L118 200H119V198H117ZM134 198L135 197H133V199L132 200H134ZM98 200H100V199H97V201L96 202H98ZM126 200H124V202H125ZM103 202H105L104 200H103ZM115 202V203H114ZM33 233L34 234H37V228L34 226L33 227ZM107 236H109L108 235V233L106 234ZM183 248V247H182ZM172 252V251H171ZM173 253V252H172ZM157 264H161V263H157Z\"/></svg>","mask_w":264,"mask_h":264},{"label":"water","instance_id":"95a60500","mask_svg":"<svg viewBox=\"0 0 264 264\" xmlns=\"http://www.w3.org/2000/svg\"><path fill=\"white\" fill-rule=\"evenodd\" d=\"M157 2H159L161 5H163V8L165 9V2L163 1V0H157ZM84 10H86V9H84ZM72 18L73 19H77L78 17L76 16V15H74V16H72ZM80 20H82V21H84L85 20V18H84V16H81L80 17ZM44 29V27L43 26H40L39 28H38V30H40V31H42ZM37 29H35L34 31H36ZM50 36H54V35H52V33L50 34ZM36 43H40V41H34V45H36ZM41 44V43H40ZM42 45V44H41ZM41 45L39 46L38 45V47L39 48H41ZM45 48V47H44ZM42 49V48H41ZM18 52L17 53H19V54H21L23 51H22V49H18L17 50ZM34 53V52H33ZM40 57H42L43 58V60H44V63H46L47 61H48V58L45 56V54L44 53H42V52H39V53H37ZM52 58L54 59V60H57V56L56 55H53L52 56ZM51 63H52V61H51ZM60 63H62V60L60 61ZM54 72L55 73H61L62 72V69H61V67H57L55 70H54ZM0 75H2V72H0ZM6 77V76H5ZM6 78H8V77H6ZM8 79H10V78H8ZM6 85V84H5ZM0 96L1 97H4L5 98V87L3 86V88L2 89H0ZM33 113H38V111L37 110H33ZM33 113L30 115V119L34 116L33 115ZM234 115V114H233ZM230 119V118H229ZM229 121H228V126H229ZM227 126V127H228ZM106 139V138H105ZM230 156H233V157H235V155L234 154H232V153H228V155H227V157H230ZM236 159H238V158H236ZM225 170H228V171H230V169H228L227 168V166H226V161H225ZM241 174V172H240V170H238V173H237V178H239L240 176L238 175V174ZM58 178V177H57ZM89 191V189H87L86 188V190L84 191V192H82V193H78V194H76L77 196H76V199H77V204H79V197L81 196V195H83L84 193H86V192H88ZM67 194H68V196L69 197H73V196H75V195H70L68 192H67ZM102 216V215H101ZM100 216V217H101ZM103 218H104V216H102ZM105 219V218H104ZM107 221V220H106ZM107 223L109 224L108 226H106V227H108V228H110V229H113V231L115 232V233H118L119 231H121V230H123V229H130V228H121V227H119V226H117V225H115V224H113V223H111V222H109V221H107ZM131 230V229H130ZM207 230V232H209L210 234H211V237H212V235H213V233H214V231H213V229L212 228H208V229H206ZM137 233V232H136ZM143 238V237H142ZM144 239V238H143ZM145 240V239H144ZM69 241V240H68ZM147 242V241H146ZM70 243V242H69ZM69 243H67V244H69ZM148 243H150V242H148ZM132 258H127L126 259V261L127 262H129V263H132ZM141 264H143V261H141Z\"/></svg>","mask_w":264,"mask_h":264}]
</instances>
